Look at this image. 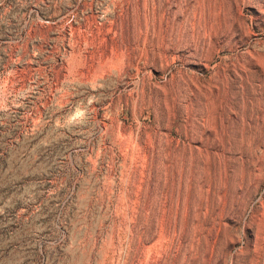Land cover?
I'll return each mask as SVG.
<instances>
[{
  "label": "rangeland",
  "instance_id": "1",
  "mask_svg": "<svg viewBox=\"0 0 264 264\" xmlns=\"http://www.w3.org/2000/svg\"><path fill=\"white\" fill-rule=\"evenodd\" d=\"M0 264H264V0H0Z\"/></svg>",
  "mask_w": 264,
  "mask_h": 264
}]
</instances>
